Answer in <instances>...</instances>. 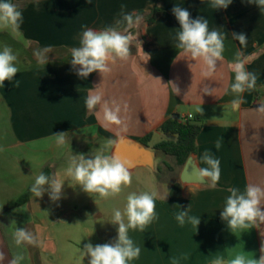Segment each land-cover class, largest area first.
Segmentation results:
<instances>
[{"label":"crops","instance_id":"0c3cea01","mask_svg":"<svg viewBox=\"0 0 264 264\" xmlns=\"http://www.w3.org/2000/svg\"><path fill=\"white\" fill-rule=\"evenodd\" d=\"M12 2L23 14L19 34L0 31V46L13 48L20 68L12 82L0 86V147L4 149L0 152V250L7 259L17 251L11 233L18 227L42 241L40 246L26 247L25 264H88L81 250L87 243L115 241L118 226L110 223L114 210L123 212L132 192L157 194L158 219L143 232L129 230L141 248L139 258L129 264H172L173 258L177 264H212L217 257L228 261L238 252L254 253L259 259L264 224L232 233L220 213L230 188L243 192L248 184L264 187V114L257 111L264 104V8L248 0H233L227 9L218 10L209 0H40L39 6L32 0ZM121 5H126L127 13L144 12L141 23L131 29L137 37L131 57L111 65L103 77L98 72L86 79L78 77L70 50L80 46L86 28L101 31L114 26L121 19ZM175 6L187 9L192 19H207L209 30L225 37L224 59L210 76H205L201 59L193 60L176 48L180 25L172 13ZM155 9L160 15L148 25L147 14ZM233 32L244 33L247 43L239 44ZM45 47L51 52L49 63L42 65L34 52ZM237 52L258 79L255 89L245 91L243 103L233 109L230 85L235 74L229 64ZM205 85L215 89L213 95L203 93ZM96 87L105 99L121 104L126 128H105L95 112H88L85 100ZM189 115L188 120L202 126L192 155L196 165L207 166L201 159L206 150L221 162L215 188L210 181L182 184L184 165L153 149L163 136L175 139L158 131L164 121ZM60 132L68 133L63 146L54 139ZM148 135L146 148L155 152L153 165L132 167L131 185L116 196L87 194L67 174L73 155H94L105 149L109 139L140 142ZM116 143L105 153H113ZM161 166L166 174L160 178ZM45 167L64 182L62 198L53 202L45 192L43 197L33 195L18 203ZM187 209L190 216L200 217L197 229L176 221V214Z\"/></svg>","mask_w":264,"mask_h":264},{"label":"clouds","instance_id":"9594fccd","mask_svg":"<svg viewBox=\"0 0 264 264\" xmlns=\"http://www.w3.org/2000/svg\"><path fill=\"white\" fill-rule=\"evenodd\" d=\"M32 2L39 6L40 0H32ZM88 2L91 3V0ZM232 2L233 0H209L211 7L216 10L227 9ZM248 3L264 8V0H248ZM125 8L126 5H121V19H118L114 26L106 27L101 31L86 28L82 32L80 46L70 50V63L72 68L76 69L78 77L86 79L93 72H98L103 77L111 71V65L118 61H127L131 57V45L137 39L131 29L139 25L143 18L136 13L125 12ZM172 13L180 25L176 37L178 41L176 48L182 50L193 60L201 59L207 69L205 76H210L217 70L218 63L224 59V35L217 30L210 31L207 19L202 17L192 19L190 12L183 7H173ZM22 22L23 14L19 6L12 0H0V31H10L13 35H18ZM121 25H126L123 30H121ZM232 36L241 45L247 43V36L244 33L233 32ZM50 52L51 48L45 47L42 50H36L34 55L39 64L47 65ZM229 68L235 74L234 82L230 85L234 96L231 105L233 109H238L243 103L242 94L255 89L258 77L256 73L247 70L246 62L239 52L229 64ZM19 71L18 54L7 44L0 46V86H4L5 81L12 82ZM174 91L179 95L178 87L174 86ZM202 91L204 94L213 95L215 89L205 85ZM85 105L89 113L95 112L105 128L111 126L126 128L125 120L121 115V104L115 100L105 99L99 87L89 91ZM126 108L125 104L124 109ZM257 111L264 114V104L259 105ZM67 135V132L54 134L56 144L63 146ZM222 141V137L217 139L215 144L217 150L221 148ZM115 143L114 140H107L105 149L111 148ZM105 149L98 150L89 157L84 154L73 155L67 169V174L76 181L82 191L87 194H98L101 198L116 196L123 187L132 183L131 163L114 152L106 154ZM2 151L4 149L0 147V152ZM201 159L207 166L197 168L196 181L199 183L210 181V186L215 188L221 175V162L211 151L207 150ZM63 186L64 182L56 175L48 176L41 172L35 177L30 192L35 197H43L47 192L50 200L55 202L62 198ZM228 191L230 195L225 200L220 217L227 223L232 233L264 224V187L248 184L243 192L235 187ZM156 195L155 192H132L127 196L124 211L114 210L110 222L118 226L115 241L95 246L87 243L81 250L82 255L88 257V264H129L130 261L139 258L141 248L130 238L129 230L143 232L148 225L158 219ZM22 207L27 208V205ZM188 209L179 211L175 219L182 227L185 223H189L197 229L200 217L190 216ZM125 217L127 222H125ZM11 239L17 251L11 259H7L4 251L0 250V264H4L6 259L7 264H25L26 247L42 244L36 234L25 228L15 227L11 233ZM260 253L259 259H255L254 253L238 252L228 261L217 257L212 264H264V243L261 245ZM172 264H177L176 258H173Z\"/></svg>","mask_w":264,"mask_h":264},{"label":"trees","instance_id":"16d2710c","mask_svg":"<svg viewBox=\"0 0 264 264\" xmlns=\"http://www.w3.org/2000/svg\"><path fill=\"white\" fill-rule=\"evenodd\" d=\"M138 15H143L144 12L140 11ZM160 11L155 9L147 14L146 23L153 24L159 17ZM202 126L199 122L191 121L188 119H180L177 116L170 117L158 128V131L163 134L172 135L174 140H163L154 146V150L160 151L166 156L173 157L177 164L181 167L185 164L188 157L196 153L195 140L199 134ZM151 135L140 140V143L147 147V142L150 140ZM43 173L51 176V169L45 167ZM33 194L30 188L18 200V203L27 202Z\"/></svg>","mask_w":264,"mask_h":264},{"label":"water","instance_id":"95a60500","mask_svg":"<svg viewBox=\"0 0 264 264\" xmlns=\"http://www.w3.org/2000/svg\"><path fill=\"white\" fill-rule=\"evenodd\" d=\"M113 152L122 159L129 161L132 167H151L155 157V152L147 149L140 142L125 138L116 143ZM197 168L194 158L192 156L188 157L180 173V182L182 184H203L196 181Z\"/></svg>","mask_w":264,"mask_h":264},{"label":"rangeland","instance_id":"374dc122","mask_svg":"<svg viewBox=\"0 0 264 264\" xmlns=\"http://www.w3.org/2000/svg\"><path fill=\"white\" fill-rule=\"evenodd\" d=\"M168 139H170V137H165V136H163L162 137V139L161 140H168ZM157 140H159V139H157ZM157 152V151H156ZM162 168H160V170H161V173L158 175V177H162L164 174H166V169H165V167L164 166H161Z\"/></svg>","mask_w":264,"mask_h":264},{"label":"built area","instance_id":"2783aa9c","mask_svg":"<svg viewBox=\"0 0 264 264\" xmlns=\"http://www.w3.org/2000/svg\"><path fill=\"white\" fill-rule=\"evenodd\" d=\"M191 118H192V116H190V115L187 117V119H191Z\"/></svg>","mask_w":264,"mask_h":264}]
</instances>
